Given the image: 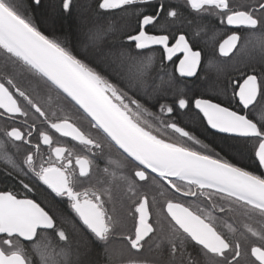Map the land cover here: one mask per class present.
Segmentation results:
<instances>
[{
    "label": "snow or ice",
    "instance_id": "6c2138e0",
    "mask_svg": "<svg viewBox=\"0 0 264 264\" xmlns=\"http://www.w3.org/2000/svg\"><path fill=\"white\" fill-rule=\"evenodd\" d=\"M43 7L0 0V264H264V0Z\"/></svg>",
    "mask_w": 264,
    "mask_h": 264
},
{
    "label": "flooded vegetation",
    "instance_id": "af4514ba",
    "mask_svg": "<svg viewBox=\"0 0 264 264\" xmlns=\"http://www.w3.org/2000/svg\"><path fill=\"white\" fill-rule=\"evenodd\" d=\"M222 27V26H221ZM213 55H215L219 60H229V57H219L218 51L217 52H213ZM205 57L207 58V56L209 55V50L205 49V53H204ZM157 59L159 60V53H157ZM225 70L230 71L231 70V64L228 65H224ZM169 70L171 71V66L169 68ZM210 76H217V73L214 69L212 70H208L207 74H205L204 71L200 72V79L197 80L195 77L192 78H179L178 79L181 81V86L184 85V83L187 84V87L189 88H193L194 91H203L205 86H207L209 83H211L212 78ZM221 79H223V77H221ZM2 123V122H0ZM198 131L203 133V129H198ZM204 135L208 136V139H212L211 135H208L207 133H204ZM61 142H66V138H61ZM71 146V145H70ZM246 167H248L250 170L256 172V174H261L264 173V169L261 168H257L256 163L252 160H250L248 163H245Z\"/></svg>",
    "mask_w": 264,
    "mask_h": 264
},
{
    "label": "trees",
    "instance_id": "16d2710c",
    "mask_svg": "<svg viewBox=\"0 0 264 264\" xmlns=\"http://www.w3.org/2000/svg\"><path fill=\"white\" fill-rule=\"evenodd\" d=\"M20 2L22 3V6L24 8H28L30 6V0H20ZM55 3H56V0H44V7L38 9L35 12L36 17L41 22L42 29L49 34L53 31V27L45 22V18H46L47 10L49 6L54 5ZM123 23H126L127 25H129V28H128L129 31L133 30L136 26V22L134 18H128ZM54 27H55V31L57 32L59 31L69 32L73 30L74 23L72 21L58 19ZM210 77L212 78L211 82H214L217 78V76H210ZM249 161L250 159H245L243 162L248 163Z\"/></svg>",
    "mask_w": 264,
    "mask_h": 264
}]
</instances>
